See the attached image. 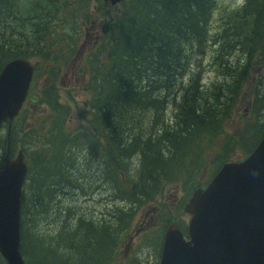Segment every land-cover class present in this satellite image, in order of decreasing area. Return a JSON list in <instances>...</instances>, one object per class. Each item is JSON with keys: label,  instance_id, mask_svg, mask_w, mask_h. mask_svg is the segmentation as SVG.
<instances>
[{"label": "trees", "instance_id": "obj_1", "mask_svg": "<svg viewBox=\"0 0 264 264\" xmlns=\"http://www.w3.org/2000/svg\"><path fill=\"white\" fill-rule=\"evenodd\" d=\"M1 1L6 4V10L3 13L4 24L0 23V71L6 63L14 59L30 61V58L38 57L39 63L51 64L57 58L53 51L58 45L63 46L65 39L67 44L76 40L73 39L76 35L66 32H62L65 35L60 34V31L70 27L68 21L62 18L56 25L54 18L52 20L50 17V14L54 15L55 7L60 1L56 4L54 0H34L33 4V0H29V5L22 4V9L30 12L25 17L20 11L23 18L19 16V10L15 9L20 4L14 0H0V3ZM20 1L23 3L24 0ZM70 1L63 0L61 4L70 5ZM43 5L49 17H37L41 15L37 7ZM81 5L83 4L73 6V11H78V6ZM119 5L122 8L118 10V18L111 17L109 27L104 29L108 34L107 40L104 44H99L96 50L92 49L88 57L86 68L90 77L89 105L95 109L94 112L92 108L90 110L86 129L81 132L78 129L80 135L62 132V124L67 123L68 114L64 111L57 112L56 107H50L55 116L49 129L45 124H40L36 129H26L22 123L23 118L18 117L13 121L9 133H6V146L15 138L20 140L19 134L23 131V138L28 140L22 145H27V141L38 144L31 153L27 152L32 166L29 167L23 188L24 196L31 191L36 198H51V193L54 192L52 188L64 183L70 185L69 170L74 169L73 151L80 145H86L88 154L89 150H93V155L104 152L108 156V163L114 162L122 166L123 158H130L133 154L137 158L140 156L137 164H140L144 173L149 172L150 186L144 188L138 198L134 197L135 187L134 191L127 193L132 205L152 201L159 194L157 188L161 189L165 183L178 185L184 181L193 188L196 184L195 177L212 154L211 150H217L214 158L218 168L214 176L225 162L230 161L229 144H233V137L223 141L224 145L220 146L218 142L223 137L221 119L228 114L224 108L232 100H227L222 106L216 97L213 102L207 101L202 95V89L200 90L198 75H192L187 86L178 85L181 87L180 91V87L172 84L175 76L181 77L187 69L186 52L194 48L200 51L207 37H210L208 27L213 0H125ZM34 17L41 19V27L33 24L29 28L33 37L26 38L23 43V39L18 37L22 35L18 26H23L25 21L33 20ZM244 20H249L252 26L250 37L245 38L247 53L252 54L263 47L264 0H245L240 12L227 17L221 38L218 35L214 40L222 42L221 56L224 57V53L230 52L229 37H242ZM55 25L58 26L56 29ZM38 29L48 37H43ZM37 64H34L36 76ZM220 64L223 71L234 72L230 75L233 77L232 85L240 88L246 75L242 71L236 74V70H232L227 61L221 60ZM233 94L236 95L234 92ZM45 97L48 98V95ZM28 101L36 104L31 95ZM98 102L107 105V111L103 115L100 112L97 114ZM170 102H175L173 126L166 125L164 120V111ZM39 103L41 104V99ZM64 116L66 120H63ZM100 116L105 123L99 122L97 118ZM261 134L264 135V130ZM27 153L24 152L26 160ZM116 164L112 177L122 173L120 170H128L117 168ZM212 178H209L204 187ZM24 202L22 198V206ZM48 203L52 204L50 200ZM37 205L40 206V203ZM79 223L82 225V221ZM86 224L91 225V232L96 229L104 230L103 226L98 227L93 222ZM86 235L87 232L81 234ZM21 237L23 244V240H26L24 231ZM90 241L91 244L84 242V245L91 252L93 248L99 247V241H93L91 237ZM22 244L21 254L24 260L25 256L28 257V248L25 252ZM53 257L55 258L54 255ZM24 262L32 264L29 261Z\"/></svg>", "mask_w": 264, "mask_h": 264}, {"label": "rangeland", "instance_id": "obj_2", "mask_svg": "<svg viewBox=\"0 0 264 264\" xmlns=\"http://www.w3.org/2000/svg\"><path fill=\"white\" fill-rule=\"evenodd\" d=\"M14 1L20 4L15 8L19 10V16H28L30 12L22 9V4L29 5L30 1ZM58 1L60 2L55 7L57 15L50 14V17L52 20L54 18L56 25L62 18L68 21L70 27L60 31V34L65 35L62 32H66L76 35L73 38L76 40L67 44L65 39L63 46L58 45L53 51L57 58L51 64H42L37 61L38 57H29L32 64L38 63V74L34 75L28 94L32 101L36 100V104L26 101L18 117L23 118L22 123L26 129L39 128L40 124H45L49 129L55 116L50 107H56L57 112L64 111L68 114L67 123L62 124V132L78 134L86 129V121L92 108L89 105V70L86 68L88 57L92 49L96 50L99 44H104L107 40L108 34L104 29L109 27L111 17L118 18V10L122 7L119 4L111 6L106 0H71L70 5L61 4L63 0H54V3L57 4ZM213 3L208 27L210 37H207L200 51L194 48L186 52L187 69L181 77L175 76L172 84L187 86L189 78L198 75L200 90L202 89V95L207 101L213 102L216 97L222 106L227 100H232L224 108L228 114L221 119V129H224L218 145H224L223 141L233 137V144H229V160L236 162L246 159L249 151L258 146L264 130V44L258 51L247 53L245 38L250 37L252 26L249 20H244L242 37H229L230 52L221 56L222 42L214 40L218 35L221 38L227 17L240 12L245 0H213ZM77 4L83 5L78 6V11H73V6ZM4 10L6 4L1 1L0 23L3 22ZM37 11L41 14L37 17H49L44 5L38 6ZM40 23L41 19L34 17L33 20L25 21V26H18L22 31V35L18 37L23 39V43L26 38L33 37L29 28L33 24L40 26ZM56 25L55 29L58 27ZM42 30L38 29L43 37H48ZM1 32L2 29L0 36ZM238 41H241L240 44ZM221 60L227 61L231 69L236 70V74L242 71L246 75L240 88L233 87V77L230 75L234 72L223 71L220 67ZM104 80L105 77L103 82ZM94 109L92 108L93 112ZM106 111L107 105L98 102L97 114L100 112L103 115ZM175 113V102H170L164 111L166 125L173 126ZM97 119L105 123L101 116ZM63 120H66L65 116ZM78 129L80 130L77 132ZM6 130V125L0 130V165L6 150ZM22 133L19 134L20 140L15 138L10 142L12 158L21 150L31 153L33 148H37L38 144L35 142L30 144L27 141V145H22L28 140L23 138ZM28 153L26 162L31 167ZM210 153L212 154L195 177L196 184L193 188L184 181L178 185L165 183L161 189L157 188L159 194L152 201L132 205L127 193L134 191L135 187L134 197L138 198L144 188L150 186L149 172L144 173L140 164H137L140 156L137 158L133 154L130 158H123L122 166L114 162L108 163V156L104 152L93 155V150H89L88 154L86 145L78 146L73 151L74 169L69 170L70 185L64 183L52 188L54 192L51 193V198H36L31 191L26 196L22 193L25 202L21 207V236L24 231L26 240L22 244L21 237V244L25 252L28 248V257L25 256L24 260L32 264H158L165 229L175 224L185 231L190 219L184 211L185 204L195 191L204 188L218 168L214 158L217 150H211ZM115 164L117 168L128 170H120L123 174L112 177ZM48 199L52 204L48 203ZM39 203L40 206H36ZM79 221H82V225H79ZM86 222L103 226L104 230L96 229L91 232V225ZM86 232L87 238L81 236ZM92 233L94 234L91 236ZM90 237L93 241H99V247L93 248L91 252L84 245V242L91 244ZM0 264H5L1 257Z\"/></svg>", "mask_w": 264, "mask_h": 264}, {"label": "water", "instance_id": "obj_3", "mask_svg": "<svg viewBox=\"0 0 264 264\" xmlns=\"http://www.w3.org/2000/svg\"><path fill=\"white\" fill-rule=\"evenodd\" d=\"M115 6L124 0H106ZM33 75L32 65L15 59L0 72V125L17 116ZM27 176L22 152L9 151L0 169V256L25 264L21 255V196ZM191 218L185 240L169 225L159 264H264V135L242 163H225L211 183L184 206Z\"/></svg>", "mask_w": 264, "mask_h": 264}, {"label": "bare ground", "instance_id": "obj_4", "mask_svg": "<svg viewBox=\"0 0 264 264\" xmlns=\"http://www.w3.org/2000/svg\"><path fill=\"white\" fill-rule=\"evenodd\" d=\"M19 152H22V154H23V156H24V158L26 159V156H25V154H24V152L21 150V151H19ZM18 152V153H19ZM18 155V154H17ZM21 203H22V196H21Z\"/></svg>", "mask_w": 264, "mask_h": 264}]
</instances>
